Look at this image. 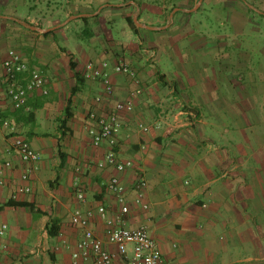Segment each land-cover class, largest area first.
<instances>
[{
    "label": "crops",
    "instance_id": "crops-1",
    "mask_svg": "<svg viewBox=\"0 0 264 264\" xmlns=\"http://www.w3.org/2000/svg\"><path fill=\"white\" fill-rule=\"evenodd\" d=\"M122 1L98 14L78 15L89 22L101 13L104 18L119 14L128 25L129 41L108 40L109 48L104 47L102 53L95 48L98 39L87 51L79 45L76 53L64 47L62 53L68 58L64 73L57 68L56 60L61 57L42 58L32 44V54L39 60H29L21 53L30 68L39 61L60 75L51 83L48 79L50 93L29 96L33 104L43 101L36 109L34 105L26 108L34 110L31 123L15 115L17 110L6 96L2 80L8 49L0 48V118L10 123V127L0 126V167L7 160L13 162L4 172L9 183L0 186V227L8 225L0 236V264L68 263L82 233L71 221L74 211H88L100 204L111 214L119 210L107 188L115 174L127 188L130 214L126 224L149 229L165 264H264V62L256 68L238 57L231 60V66H224L217 59L220 43L212 47L201 25L188 24L185 13L189 10H183L177 25L171 26L172 0ZM188 2L194 10L199 8V0ZM135 7L134 12L126 9ZM133 34L140 41L133 42ZM210 46L216 51L213 61ZM70 57L81 74L88 61H107L113 92H105L102 78H85L72 97L69 131L61 137L55 119L75 85ZM123 61L134 74L115 71L114 65ZM98 96L101 101L96 100ZM129 99L134 106L119 112L121 129L115 150L119 160H132L133 166L122 173L113 166L99 168L96 161L105 157L108 145L92 143L89 127L94 122L89 113L110 110ZM52 126L54 131H48ZM12 130L26 136L41 154L31 190L15 199L11 195L21 182L23 163L11 149ZM140 178L146 182L143 201L149 204L147 209L135 200L134 184ZM79 186L85 200L77 197ZM10 200L34 204L35 209L9 205ZM53 218L59 224L56 236L47 230ZM90 227L103 236L104 223L99 217Z\"/></svg>",
    "mask_w": 264,
    "mask_h": 264
},
{
    "label": "rangeland",
    "instance_id": "rangeland-1",
    "mask_svg": "<svg viewBox=\"0 0 264 264\" xmlns=\"http://www.w3.org/2000/svg\"><path fill=\"white\" fill-rule=\"evenodd\" d=\"M121 1L0 0V48L3 50L15 48L29 57V60H39L32 54L30 49L32 44L35 47L34 52L37 51L42 58L55 60L61 57V60H56L57 68L64 73L63 64L68 61L67 56L62 53L65 51L64 47L76 53L79 45L87 51L90 50L89 46L92 43L99 40L95 43V48L98 49L97 52L102 53L104 47L109 48L111 39L121 43L129 41L130 38H127L126 33L128 25L119 14L104 18L101 13L95 17V20H89V22L78 15L82 12L98 14ZM156 4L161 3L156 2ZM114 7L117 8V6ZM126 9L134 12L136 7ZM185 9L189 10L185 13L188 24L193 28L201 25L212 47L216 42L220 43L217 59L223 62L224 66H228L231 60L238 57L246 58L248 63L251 62L250 64L256 68H259V63L264 62V0H234L232 3L227 0H199V8L196 10L188 0H172L168 16L171 26L177 25L179 14L184 13ZM113 12L117 13L118 10ZM30 27H37V29L31 31ZM48 27H55L51 30L55 31L54 36L48 37L44 34V29ZM131 40L140 41L134 34ZM46 44L47 47H45ZM211 46L209 59L213 61L216 51ZM34 64V67L43 70L50 83L60 76L52 74L42 62L35 61ZM65 84L64 82V87H66ZM47 88L50 93L52 88L49 84ZM55 122H57L56 119ZM48 131H54V127L52 126Z\"/></svg>",
    "mask_w": 264,
    "mask_h": 264
},
{
    "label": "built area",
    "instance_id": "built-area-1",
    "mask_svg": "<svg viewBox=\"0 0 264 264\" xmlns=\"http://www.w3.org/2000/svg\"><path fill=\"white\" fill-rule=\"evenodd\" d=\"M108 65L107 61L97 64L90 60L83 66L82 75L87 79L102 78L105 92L110 95L113 92V87L108 77ZM114 69L119 73L134 74L129 63L124 61L115 64ZM21 76H23L22 81L20 80ZM2 82L6 83V96L15 110L25 106L31 94L35 92L48 93V79L43 70L39 67L30 68L28 61L15 48L7 50L3 61ZM96 100L101 101L102 97L98 96ZM133 106L134 102L129 99L117 102L110 110L89 113V118L94 122L89 127L92 143L96 146L102 143L108 145L105 157L96 161L97 167L113 166L118 173H122L133 166L132 160H119L115 150L121 129L119 112L130 111ZM0 126L10 127V123L8 120L0 118ZM144 129L146 130L147 127ZM10 139L11 149L17 153L23 163L21 182L11 195L12 199H15L19 194L31 190L32 175L38 168L41 154L26 136L15 130H12ZM12 166L13 162L7 160L2 168L0 167V186L9 183L4 172L5 169ZM76 184L78 185V183ZM145 186V180L140 178L135 182L134 190L136 192L135 200L141 202L142 206L147 209L149 204L143 201ZM107 188L114 194L119 204V210L111 214L103 204L88 211L77 208L72 214L71 221L73 225L82 230V233L71 249L69 262L65 264H165L163 253L149 229L144 225L130 227L126 224L130 206L127 202V188L118 174L111 177ZM77 191L78 199L85 200V194L80 186ZM96 217H99L104 223L103 236L98 235L90 227ZM7 228V224H2L0 236L5 233Z\"/></svg>",
    "mask_w": 264,
    "mask_h": 264
},
{
    "label": "trees",
    "instance_id": "trees-1",
    "mask_svg": "<svg viewBox=\"0 0 264 264\" xmlns=\"http://www.w3.org/2000/svg\"><path fill=\"white\" fill-rule=\"evenodd\" d=\"M84 19L86 18L84 17ZM129 22L131 23L132 27L135 28L133 20L129 18ZM135 31H136V28H135ZM52 33L53 31H48V32H45L44 34L49 35ZM69 65H70V68L74 71L75 85L70 90V97L67 99V102L63 109L62 114L57 117L58 128H59L61 137L66 135L67 131H69L67 124L73 116L72 97L81 89L82 85L85 82V77L81 74V72H79L76 69L77 64L72 57H70ZM33 105H34V109H36L37 107H40L41 105H43V101L41 100L38 104H33L32 101L28 99L25 106L17 109V112L15 113V115L16 116L18 115V118L23 119L25 123H31L32 122L31 118L34 120L35 113H34V110L26 111V108L33 106ZM21 115H25V116H23L22 118ZM59 155L61 156V161H62L61 163H64V153L60 150V146H59ZM7 204L14 205V206H21V207H30L32 210L35 209L34 204H31L28 202H18V201L10 200ZM35 212L39 214H44V212L40 211L39 209L35 210ZM47 230L50 236L58 235L59 234L58 220L53 218L47 224Z\"/></svg>",
    "mask_w": 264,
    "mask_h": 264
}]
</instances>
